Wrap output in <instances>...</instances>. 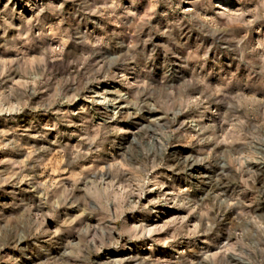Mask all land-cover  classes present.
<instances>
[{
    "label": "clouds",
    "instance_id": "clouds-1",
    "mask_svg": "<svg viewBox=\"0 0 264 264\" xmlns=\"http://www.w3.org/2000/svg\"><path fill=\"white\" fill-rule=\"evenodd\" d=\"M0 264H264V0H0Z\"/></svg>",
    "mask_w": 264,
    "mask_h": 264
}]
</instances>
